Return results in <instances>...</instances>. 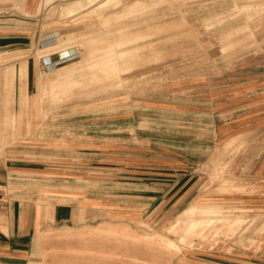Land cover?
<instances>
[{
    "label": "rangeland",
    "instance_id": "rangeland-1",
    "mask_svg": "<svg viewBox=\"0 0 264 264\" xmlns=\"http://www.w3.org/2000/svg\"><path fill=\"white\" fill-rule=\"evenodd\" d=\"M4 1L0 13L26 14L23 0ZM34 17L60 35L0 51V156L59 171L63 181L52 185L98 189L150 211L131 222L81 214L77 222L49 223L33 237L29 264L263 257L264 0H41ZM72 50L75 59L62 65L84 62L83 76L48 86L36 105L40 80L54 82L61 65L50 72L35 62ZM135 151L189 163L194 191L166 219L171 187L123 168ZM45 177L21 185L43 194ZM203 203L220 205L208 206V226L197 216L179 220ZM67 241L75 247L60 248ZM50 254L62 257L53 262Z\"/></svg>",
    "mask_w": 264,
    "mask_h": 264
},
{
    "label": "crops",
    "instance_id": "crops-1",
    "mask_svg": "<svg viewBox=\"0 0 264 264\" xmlns=\"http://www.w3.org/2000/svg\"><path fill=\"white\" fill-rule=\"evenodd\" d=\"M2 2H5L6 5L8 1L1 0L0 6H2ZM22 2V10L26 13L23 14L24 16L0 13V51L7 48L23 50L26 48V44L30 45L31 42L50 44L55 42V38L60 35V31L54 30L53 24H44V29H42L41 25L35 21L34 16L38 12L41 0H23ZM2 8L4 7H0V9ZM35 63H38L44 70V65L39 62V59ZM35 63L32 60L29 70L27 61V79L32 83L36 79ZM136 153L140 155L129 156L134 160H130L123 168L128 169L130 173L138 174H131L132 176L156 180L162 186L171 187L168 194L173 198L167 204L168 206L171 204V209L166 214V219L194 191L193 176L188 173L190 168H187L189 163L174 154L167 155L160 151L155 153L137 151ZM25 163L33 165L22 166L18 161L0 156V264H29V251L33 237L44 227L49 226V223L77 222L81 214L95 217L97 220L103 219V223L131 222L143 220L146 212L150 211L143 208L144 206H125L112 194L101 193L98 189L97 193L94 190L92 192L82 190L81 187L70 188L61 185V183L52 185L63 181L59 178L62 177V174L59 175V171L42 169L34 165L37 164L36 162ZM39 175L48 176L50 179L47 192L42 194L37 192L36 188L34 190L21 185L24 183L23 180H30L26 177L33 178ZM53 178L55 179L53 180ZM161 190L165 189L161 188ZM161 193L163 192L161 191ZM45 211L48 213L47 219H44ZM211 260L201 263L221 264L224 262V264H230V261ZM231 263L264 264V256H251L250 259L237 257Z\"/></svg>",
    "mask_w": 264,
    "mask_h": 264
},
{
    "label": "bare ground",
    "instance_id": "bare-ground-1",
    "mask_svg": "<svg viewBox=\"0 0 264 264\" xmlns=\"http://www.w3.org/2000/svg\"><path fill=\"white\" fill-rule=\"evenodd\" d=\"M42 46V45H41ZM43 47V46H42ZM46 47H48V48H52V47H54L53 45H49V46H46ZM86 68V65L84 64V62H82V61H78V62H73V63H69V64H65V65H61V67H59V69H57L56 71H55V81L54 82H48V81H44V80H40V83H39V88H38V92H37V100H36V105L38 104V103H40V102H42L43 101V99H44V97H43V95L45 94V93H47L46 92V90H47V87L48 86H52V85H56V84H58V83H61V85L62 84H65L66 82H67V84L68 83H70L71 82V85L74 83V82H72L73 81V78H74V76L75 75H80L81 77L83 76L82 74L85 72H83V73H81L82 71H83V69H85ZM86 70V69H85ZM14 71H15V69H10V70H8L7 71V74H9V75H12L13 73H14ZM16 72V71H15ZM50 72H51V70H50ZM53 72V71H52ZM107 72V71H106ZM80 73V74H79ZM86 75V74H85ZM106 75V74H105ZM109 75V74H108ZM78 77V76H77ZM76 77V78H77ZM80 78V77H79ZM75 80V79H74ZM71 85H69V87L71 86ZM63 86V85H62ZM68 86V85H67ZM60 98V97H59ZM59 98H57V99H59ZM55 99V98H54ZM35 105V106H36ZM24 110H27V103H25L24 102ZM208 206H220V205H218V204H211V203H203V204H199V205H191V206H189V208H187V210H185V211H183L182 212V214H180L179 215V220H182V219H184V218H187V219H191V218H193L194 216H197L198 218H200V220H198L199 221V223H206V225L208 226L209 224H210V221L212 220V218L214 217V216H212V214H210L211 212H213L214 213V209L213 208H211V207H208ZM215 210H217V211H220V209L219 208H216ZM225 218H226V216H225ZM235 222L234 221H232V220H229L228 218L227 219H225V225L227 226V227H230V226H232V224H234ZM88 241V240H87ZM86 241V242H87ZM89 241H91L92 242V240H89ZM94 241V240H93ZM85 242V241H84ZM97 242H102L103 243V241H98L97 240ZM95 243V244H99V243ZM73 243H75V242H71V241H67V242H64L63 243V245L61 246V244H60V248H64V249H72V248H74L75 246H71V245H69V244H72L73 245ZM93 244H94V242H92ZM91 243V244H92ZM109 244V243H108ZM169 244H170V242H169ZM100 245H101V243H100ZM52 247V246H51ZM73 253H70V252H67V254H66V256H69V258H71V256L70 255H72ZM65 256V255H64ZM63 256V257H64ZM45 257H49V259L48 260H51V261H57V259L58 258H61L62 256H60L59 257V255H53V254H50V255H46ZM90 260V259H89ZM50 261V262H51ZM86 261V259L84 260V262ZM61 262V261H60ZM63 262V261H62ZM73 262H74V260H73ZM80 262H82V260L80 261ZM87 262V261H86ZM72 263V262H71Z\"/></svg>",
    "mask_w": 264,
    "mask_h": 264
},
{
    "label": "built area",
    "instance_id": "built-area-1",
    "mask_svg": "<svg viewBox=\"0 0 264 264\" xmlns=\"http://www.w3.org/2000/svg\"><path fill=\"white\" fill-rule=\"evenodd\" d=\"M76 52L72 50L71 52H59L57 56L52 59L50 56L39 58V62L44 65V70L50 71L57 66H60L66 62L72 61L75 59Z\"/></svg>",
    "mask_w": 264,
    "mask_h": 264
}]
</instances>
